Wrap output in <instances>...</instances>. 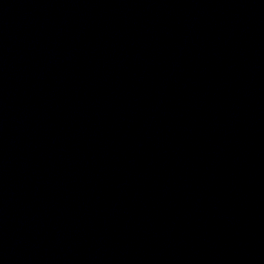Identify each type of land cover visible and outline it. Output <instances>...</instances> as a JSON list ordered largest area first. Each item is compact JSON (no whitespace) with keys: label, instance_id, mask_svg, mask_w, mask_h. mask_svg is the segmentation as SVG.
Wrapping results in <instances>:
<instances>
[{"label":"water","instance_id":"obj_1","mask_svg":"<svg viewBox=\"0 0 264 264\" xmlns=\"http://www.w3.org/2000/svg\"><path fill=\"white\" fill-rule=\"evenodd\" d=\"M0 264H264V0H0Z\"/></svg>","mask_w":264,"mask_h":264}]
</instances>
